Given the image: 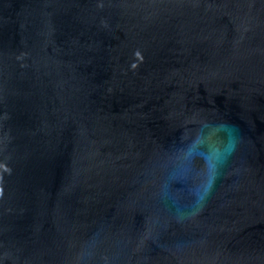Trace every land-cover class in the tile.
<instances>
[{
	"label": "water",
	"instance_id": "1",
	"mask_svg": "<svg viewBox=\"0 0 264 264\" xmlns=\"http://www.w3.org/2000/svg\"><path fill=\"white\" fill-rule=\"evenodd\" d=\"M0 264H264V0H0Z\"/></svg>",
	"mask_w": 264,
	"mask_h": 264
}]
</instances>
